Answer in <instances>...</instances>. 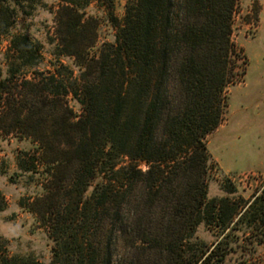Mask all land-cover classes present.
Here are the masks:
<instances>
[{"label": "trees", "instance_id": "1", "mask_svg": "<svg viewBox=\"0 0 264 264\" xmlns=\"http://www.w3.org/2000/svg\"><path fill=\"white\" fill-rule=\"evenodd\" d=\"M83 1L60 0L58 34L81 76L47 84L58 99L59 156L48 162L58 172L30 208L54 242L52 264H97L107 240L135 251L137 264H231L247 243L264 245V190L245 212L208 198L207 137L227 105L239 0H130L123 23L113 19L114 48L96 55ZM68 98L79 114L64 109ZM71 184L82 199L68 220L62 199ZM202 225L219 229L211 245L197 237Z\"/></svg>", "mask_w": 264, "mask_h": 264}, {"label": "rangeland", "instance_id": "2", "mask_svg": "<svg viewBox=\"0 0 264 264\" xmlns=\"http://www.w3.org/2000/svg\"><path fill=\"white\" fill-rule=\"evenodd\" d=\"M129 1L113 0L112 11L108 0L83 1L85 21L97 36L91 55L114 48L118 25L113 19L123 23ZM263 3L239 0L233 21L236 55L231 59L227 105L221 125L207 137L211 157L208 198L229 199L243 212L264 190ZM59 7L60 0H41L35 5L8 0L0 5V259L20 258L36 264H52L54 259V242L30 208L44 195L45 184L56 186L58 172L54 169L57 164L48 165L59 154L58 99L47 84L52 77L70 84L81 76L75 58L67 55L60 41ZM89 33L79 36L85 38ZM62 100L64 109L69 106L80 113L70 98ZM139 165L143 171L148 169L143 162ZM62 175L68 179L70 170ZM99 183L101 177L93 182L94 186ZM67 191L72 194L62 199L64 216L72 220L82 196L73 184ZM218 233V228L202 225L197 237L211 245ZM101 252L95 257L97 264L138 261L135 251L120 243L115 246V240L105 241ZM231 259V264H264V245L247 243Z\"/></svg>", "mask_w": 264, "mask_h": 264}, {"label": "crops", "instance_id": "3", "mask_svg": "<svg viewBox=\"0 0 264 264\" xmlns=\"http://www.w3.org/2000/svg\"><path fill=\"white\" fill-rule=\"evenodd\" d=\"M264 4V3H263ZM263 8H264V5H263ZM263 12H264V10H263ZM262 21H264V20H262Z\"/></svg>", "mask_w": 264, "mask_h": 264}]
</instances>
